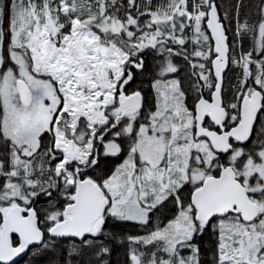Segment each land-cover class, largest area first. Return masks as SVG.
Returning a JSON list of instances; mask_svg holds the SVG:
<instances>
[{"label":"snow or ice","instance_id":"1","mask_svg":"<svg viewBox=\"0 0 264 264\" xmlns=\"http://www.w3.org/2000/svg\"><path fill=\"white\" fill-rule=\"evenodd\" d=\"M26 252L264 264V0H0V264Z\"/></svg>","mask_w":264,"mask_h":264},{"label":"trees","instance_id":"2","mask_svg":"<svg viewBox=\"0 0 264 264\" xmlns=\"http://www.w3.org/2000/svg\"><path fill=\"white\" fill-rule=\"evenodd\" d=\"M224 2L225 3H228L229 0H224ZM245 2L246 3H249V2H251V0H245ZM125 230L126 231H135V229H131V228H126ZM120 252H121V259H123V255H122L123 248L120 249ZM30 262H31V264H38L37 261L33 260L32 255L29 252V254L23 260H21L20 262H18L17 264H30Z\"/></svg>","mask_w":264,"mask_h":264},{"label":"water","instance_id":"3","mask_svg":"<svg viewBox=\"0 0 264 264\" xmlns=\"http://www.w3.org/2000/svg\"><path fill=\"white\" fill-rule=\"evenodd\" d=\"M28 254H29V252L21 254L20 258L17 259V263L20 262L21 260H23Z\"/></svg>","mask_w":264,"mask_h":264}]
</instances>
